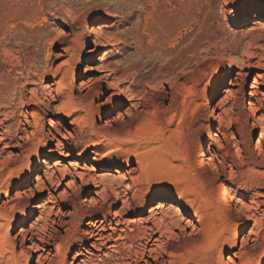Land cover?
<instances>
[{
    "label": "rangeland",
    "instance_id": "1",
    "mask_svg": "<svg viewBox=\"0 0 264 264\" xmlns=\"http://www.w3.org/2000/svg\"><path fill=\"white\" fill-rule=\"evenodd\" d=\"M106 22L113 24L111 30L120 37L113 57L114 64L121 66L117 78L122 77L123 84L142 95L141 101H132L131 109L149 111L139 119L126 116L124 121L108 122L118 111L129 108L131 101L123 94L111 96L99 78L102 69L99 59L105 58L107 63L108 55L102 56L105 48L95 47L94 40L95 32ZM263 44L264 0H0V120L12 130L18 129L17 137H25L24 130H42L35 137L43 138L39 142L40 155L45 148H57L61 140L64 148L57 156L80 158L95 167L97 175L103 172H111L115 178L127 175L128 183L119 186L121 194L127 191L126 186L132 185L131 196L137 189L145 195L132 201L126 218H139L155 194L176 201L178 208L182 204L188 206L186 200L190 201L195 210L206 216V228L220 245L204 252L193 248L190 253L181 246L170 259L186 260L188 264L210 261L215 264L221 247L227 249L231 243L240 246L247 227L229 224L220 208L222 192L217 193L215 181L193 165L192 156L199 152L203 127L210 122L207 107L224 97L222 91L227 80L220 78L218 67L228 68L229 75H234L250 47H257L260 52ZM61 81L67 83L68 89H58ZM81 81L93 86V93L98 94L81 98L78 86ZM216 84L220 88L212 92ZM212 93L213 101L209 102ZM48 101L53 102V108L50 112L44 110L43 125L36 126L33 113L43 109V103ZM232 102L226 99V106ZM97 103L101 106H96ZM63 106L66 109L60 110ZM248 107L249 96L235 100L234 126L246 121L250 115ZM252 121L251 118L249 123ZM58 129L65 138L55 131ZM49 130L55 132L56 139ZM246 144L249 146V141ZM28 145L21 151L25 155L30 153ZM206 151L207 146L204 155ZM246 158L251 160L254 156L247 154ZM258 158L264 160V155ZM263 171L264 168H256L254 172L239 174L235 186L252 193L253 186H264ZM25 176H0L8 198L16 201L8 207V215L16 218L19 210L26 208L24 202L42 203L49 194L44 191L33 198L24 196ZM80 186L77 202L93 197L92 184ZM50 191L57 194L54 187ZM113 201L116 204L112 207ZM73 204L72 201L51 204L54 205L51 218L60 209H71ZM121 206V201L111 197L98 217L109 218V213ZM183 209L180 207L182 212ZM38 215L39 211L28 222L35 221ZM8 227H0V231L6 234ZM175 245H170L168 251ZM16 248L18 254L14 256L12 249L0 244V264H20V261L29 264L37 257L34 250H25L22 255L21 248ZM261 251L258 260L264 247ZM245 257L246 254L239 256Z\"/></svg>",
    "mask_w": 264,
    "mask_h": 264
},
{
    "label": "bare ground",
    "instance_id": "2",
    "mask_svg": "<svg viewBox=\"0 0 264 264\" xmlns=\"http://www.w3.org/2000/svg\"><path fill=\"white\" fill-rule=\"evenodd\" d=\"M109 23L111 22H106L95 32V47H104L102 56L108 55L107 63L104 62L105 58L99 59V67L102 68L99 78L107 90H110L111 96L119 97L123 94L131 101V106L124 111H118L108 122L118 123L126 120V116L139 119L149 111L146 107L143 110L131 109L133 102L142 100V95L123 84L122 77L117 78L121 66L119 63V66L114 64L113 57L115 45L120 37L118 32L111 30L113 24ZM254 23L257 25L259 22ZM259 48L261 51L257 52V47H250L234 75H229L228 68L218 67L220 78L227 80L222 91L224 97L207 107L206 117L210 122L203 127L205 130L200 136L199 152L192 156L193 165L215 181L217 193L222 192L220 208L229 224L237 225L241 229L247 227L239 247H236V243H231L227 249L219 247L218 261L215 264H264V252L262 256L259 255L260 260L256 258L264 247V242L261 243L264 241V186L257 184L250 193L246 188L236 187L234 182L241 173H251L256 171V168H264V160L258 158L264 155V44ZM250 67H256L257 70L254 72ZM58 85L61 91L68 89L65 82L61 81ZM78 86L82 93L81 98L87 99L98 94L93 93L95 88L86 82L81 81ZM218 88L220 87L216 84L212 92H216ZM244 95L249 96L250 115L245 118L244 123L238 122V126H234L235 100ZM213 96L214 93L209 97V102L213 101ZM226 99L233 102L226 106ZM95 105L101 106V103ZM52 108L53 102L48 101L43 103V109L41 107V110L33 113L36 126L43 125L41 119L44 110L50 112ZM59 109H66V106ZM150 115L152 117V114ZM251 118L253 121L249 123ZM28 124L31 125V121L28 120ZM17 131L18 129L12 130L11 126L0 120V176L26 175L27 186L22 193L28 198L44 191H49V194L42 203L32 205L30 201L24 202L23 207L26 208L19 210V218H16L7 212L8 207L16 201L8 198L7 189L0 182V227L9 225L8 233L0 231V244L12 249L14 256H17L16 247L19 246L22 255L26 254L25 250H34L37 253L36 259L29 264H188L186 260L172 261L170 257L175 256L181 246H185L190 253L193 248L204 252L220 245L218 238L206 228V216L195 210L190 201L186 200L188 206L184 207L182 204L178 208L176 201L155 194L146 209L140 212L139 218H126L124 215L127 208L131 207L132 201L142 199L145 195L137 189L131 196L132 185L126 186L127 191L121 194L122 189L120 190L119 186L127 182V175L119 177L120 179L115 178L111 172L97 175L96 168L82 162L80 158L72 160L71 155L57 156L56 153H61L64 148L61 140H58L57 148H45L40 155L41 138L35 137L42 130H24L25 137H17ZM55 131L63 135L60 129ZM48 133L56 139L53 130ZM63 136L66 137L65 134ZM28 144L31 145L30 153L27 150L29 154L25 155L22 149ZM8 148L17 149L19 152ZM247 154L254 156V159H247ZM115 173L118 174L119 171L115 170ZM81 184H92L95 190L92 192L93 197L77 202L76 195L81 189ZM51 187L55 188L57 194L50 191ZM111 197L121 201L122 206L111 211L109 218H99L98 213L105 210ZM67 201L74 203L71 209H60L55 212V218H51L54 214V205L51 204ZM115 204L113 201L110 206ZM182 206L185 209L183 212L180 210ZM38 211L36 220L28 222ZM41 220L43 223L39 225ZM186 228H189V231L185 232ZM174 243L176 247L168 251L169 246ZM241 254H246V257L239 258ZM20 264L26 263L20 261ZM205 264H212V261Z\"/></svg>",
    "mask_w": 264,
    "mask_h": 264
}]
</instances>
